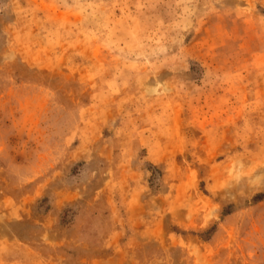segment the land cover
<instances>
[{"label": "rangeland", "instance_id": "rangeland-1", "mask_svg": "<svg viewBox=\"0 0 264 264\" xmlns=\"http://www.w3.org/2000/svg\"><path fill=\"white\" fill-rule=\"evenodd\" d=\"M0 264H264V0H0Z\"/></svg>", "mask_w": 264, "mask_h": 264}]
</instances>
